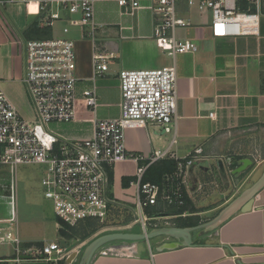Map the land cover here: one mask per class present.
Listing matches in <instances>:
<instances>
[{
    "label": "crops",
    "instance_id": "obj_1",
    "mask_svg": "<svg viewBox=\"0 0 264 264\" xmlns=\"http://www.w3.org/2000/svg\"><path fill=\"white\" fill-rule=\"evenodd\" d=\"M176 2L177 17L188 23L187 27L175 32L176 38L191 41L196 50L174 57L162 52L152 38L155 18L147 9L148 0H139L140 9L132 14L115 1L95 2L92 16L94 40L86 36L88 28L70 30L66 34L73 42L76 61V121L53 122L48 129L61 139L90 138L93 119L109 120L119 116V71L174 67L176 144L170 149L180 159L197 147L203 151L204 159L191 169L185 192L201 222L200 214L204 213L197 209L217 198L205 195L206 191L210 192L218 183L230 186L235 177L245 175L237 191L213 209L205 211V214L214 213L213 219L264 173V0H260L258 35L229 38L211 37V16L208 12H199L195 3L187 6L185 0ZM235 3L239 11L253 10L249 0H236ZM62 17L64 22L70 18L63 13ZM38 20L35 4L15 2L0 5V91L17 114L27 121L33 119V112L22 83L24 59L19 55L15 38L25 39L26 31L32 25L45 29ZM48 28L51 29V37H59L53 35V26ZM63 36L68 39V36ZM95 52L111 57L106 62L107 71L94 81L98 105L90 111L83 104L81 93L91 87L92 56ZM209 113H213L212 118H209ZM160 134L163 135L160 137ZM171 139V134L165 135L160 127L151 125L129 127L124 131L125 148L135 154L149 155L154 150L166 149ZM243 159L251 161V166L240 174L231 175L230 172L239 167ZM136 167L132 161H125L111 169V192L117 206L134 204L132 182L123 188L122 179L135 177ZM195 170H199L197 174ZM15 172L0 166V228L5 232L13 230L22 249L39 248L50 243L45 241L44 218L34 207L18 216L19 191L26 197L21 194L23 201H28L29 196L24 187L27 184L16 183ZM223 193H227V187ZM158 217L176 219L175 216ZM174 227L178 226L175 224ZM60 228L55 223V233L63 239L59 234ZM98 231L81 242L73 240L79 244H75L69 258L55 264H79L80 251L104 235ZM192 238L193 246L177 245L175 248H168V244L174 241L166 237L148 242H112L99 249L90 264H264V187L253 197L247 212L238 211L215 229L195 232ZM7 246L11 248L6 255L0 254V261L8 264H52L41 258L16 257L13 246Z\"/></svg>",
    "mask_w": 264,
    "mask_h": 264
},
{
    "label": "built area",
    "instance_id": "obj_2",
    "mask_svg": "<svg viewBox=\"0 0 264 264\" xmlns=\"http://www.w3.org/2000/svg\"><path fill=\"white\" fill-rule=\"evenodd\" d=\"M99 0H0V5L11 3L35 4L40 26L51 27L61 21L62 13L70 16L63 28H88L86 36L95 37L92 21L93 5ZM128 14L140 9L139 0H111ZM155 21L152 38L159 49L169 57L192 53L196 50L191 41L178 40L175 32L188 26L177 17V0H148ZM236 0H185L187 6L195 3L199 12L211 16L210 35L213 38L257 36L259 31L260 0H249L253 10L242 12ZM52 8L54 10L52 11ZM49 12V14H48ZM48 14V15H47ZM19 55L24 59L22 83L33 119L20 117L14 106L0 91V166L15 172L19 166L45 165L46 174L41 180L44 198L52 205L58 226L76 227L87 220L103 223L116 205L111 192L108 171L125 161L136 164L134 205L142 214L145 208L157 204L184 205L188 175L203 161L201 147L184 158H178L170 149L176 144V75L174 67L151 70H121L119 82V116L116 119H93L90 138L66 140L53 134L50 123L76 121L77 82L73 42L64 37L46 40L15 38ZM111 55L95 52L92 56L93 76L91 87L82 91L81 100L87 110L94 111L97 97L94 81L107 71ZM213 113H209V118ZM160 127L171 134L169 147L154 150L149 155L126 150L124 131L129 127ZM173 160L175 170L165 176L162 187L143 183L146 169L153 163ZM142 232H147L142 222ZM12 245L16 257L41 258L55 264L66 260L69 254L55 242L39 248L22 249L13 230L0 228V246Z\"/></svg>",
    "mask_w": 264,
    "mask_h": 264
},
{
    "label": "rangeland",
    "instance_id": "obj_3",
    "mask_svg": "<svg viewBox=\"0 0 264 264\" xmlns=\"http://www.w3.org/2000/svg\"><path fill=\"white\" fill-rule=\"evenodd\" d=\"M54 8H52V11ZM49 14V12H48ZM47 14V15H48ZM68 24L66 21H55L53 24V35L64 37L62 35V30L64 27H66ZM73 28V27H71ZM73 31H78V28L69 29ZM66 37L68 35H65ZM68 39L70 38V35L68 36ZM4 167V166H3ZM199 170H195V173L197 174ZM46 174V166L45 165H28V166H19L17 168V171L15 172V180L16 183L22 182L23 184H27L24 186L27 189V196H29L28 201H23L21 198V194L23 192L19 191L20 200L17 198V205L16 210L18 213V216L20 217L21 214L26 213L27 209L29 207H34L37 210L40 211L41 215L44 218V226H45V241L46 242H55L58 244L61 248L65 249L66 254H70V252L75 247V244L79 243H73V240L76 242H81L79 238H70L67 239H59V237L55 233V223H58V219L54 216L52 211V205L49 201H47L43 196V189L40 186L42 178ZM13 176V175H12ZM14 177V176H13ZM245 175H242L240 178L235 177L234 181L231 182L229 185H224L222 183H218V186H213L212 189H210V192H205V195L207 194L209 197H217L215 200L212 199L211 202H207L205 204H202L197 209L198 211L203 212L204 214H200L202 217V221L200 223H204L207 220H210L214 213L212 214H205V211L213 209L219 202H222L223 199L230 196L233 192L237 191L239 189V186L243 180ZM255 177L253 178V180ZM251 182V181H250ZM227 187V193L224 194V190ZM133 191V188H131ZM24 196V194H23ZM26 199V197L24 196ZM25 202V205H24ZM33 203L34 205L31 206L28 203ZM176 220L171 217H156V218H148L144 211L142 214H140L137 210L134 204L129 206H115L109 214L107 215L106 220L103 222V226L99 229L98 232H102V234L106 233H112V232H126V233H142V222L145 223L146 231H150L151 229L155 228H162V227H174ZM157 239V238H156ZM11 247L4 245L0 246V254L3 253V255H6L8 253V250H10ZM82 251H80V255L82 254Z\"/></svg>",
    "mask_w": 264,
    "mask_h": 264
},
{
    "label": "water",
    "instance_id": "obj_4",
    "mask_svg": "<svg viewBox=\"0 0 264 264\" xmlns=\"http://www.w3.org/2000/svg\"><path fill=\"white\" fill-rule=\"evenodd\" d=\"M163 134H160L161 137ZM251 161L247 159L241 160V165L230 173L231 175H237L244 172L249 166H251ZM264 187V173L259 177V179L250 187L245 189L238 197H236L230 204L224 207L213 219L205 223L199 224L195 227L188 228H178V227H162L151 229L148 232L142 233H123L114 232L101 235L94 240H92L83 250L80 257L79 264H90L95 254L104 247L105 245L117 242H139V241H150L159 237H166L173 240V243L168 244V248H175V246L180 245L182 247L193 246L192 234L195 232H207L215 229L223 222H225L234 213L241 211L247 212L251 207V202L253 197ZM21 259H26L21 257Z\"/></svg>",
    "mask_w": 264,
    "mask_h": 264
},
{
    "label": "trees",
    "instance_id": "obj_5",
    "mask_svg": "<svg viewBox=\"0 0 264 264\" xmlns=\"http://www.w3.org/2000/svg\"><path fill=\"white\" fill-rule=\"evenodd\" d=\"M26 40H46L51 39V29L46 27L45 29H40L36 25L29 27L26 31L25 37ZM176 163L173 160H163L158 163H153L148 167L143 175V183L155 184L159 187L163 186L164 178L166 175L171 174L175 170ZM109 181L112 183V174L111 170L108 171ZM135 177L123 178L122 186L127 188L130 182H133ZM184 205L181 207L176 206H166L161 200L158 199L157 204L152 207H147L144 209V214L148 218H155L158 216H175L176 225L180 228H188L197 226L200 221L198 216L195 215L196 211L191 205L189 199L187 198L185 192H183ZM165 207V208H164ZM183 214H188L183 217ZM59 231L60 236L63 239L70 238H79L84 240L90 235L97 232L102 226L103 223H99L95 220L84 221L83 224H79L77 227H69L62 223ZM151 229V228H150ZM0 264H8L6 261H0Z\"/></svg>",
    "mask_w": 264,
    "mask_h": 264
}]
</instances>
